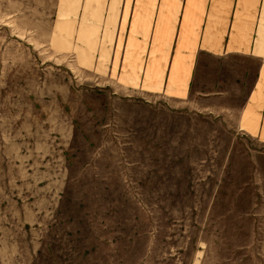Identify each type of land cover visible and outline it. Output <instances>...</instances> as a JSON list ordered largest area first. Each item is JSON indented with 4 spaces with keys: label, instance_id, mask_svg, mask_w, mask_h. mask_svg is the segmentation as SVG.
Masks as SVG:
<instances>
[{
    "label": "rangeland",
    "instance_id": "rangeland-1",
    "mask_svg": "<svg viewBox=\"0 0 264 264\" xmlns=\"http://www.w3.org/2000/svg\"><path fill=\"white\" fill-rule=\"evenodd\" d=\"M188 4L210 22L213 0H0V264H264L247 193L205 219L207 203H137L118 177L147 178L148 124L124 115L142 114L160 16Z\"/></svg>",
    "mask_w": 264,
    "mask_h": 264
},
{
    "label": "crops",
    "instance_id": "crops-1",
    "mask_svg": "<svg viewBox=\"0 0 264 264\" xmlns=\"http://www.w3.org/2000/svg\"><path fill=\"white\" fill-rule=\"evenodd\" d=\"M259 2L213 0L206 25L204 5L188 4L170 18L160 16L149 41L166 46L154 55L149 52L142 87L148 96L132 104L142 114L124 115L148 124L150 158L141 169L147 178H133L128 167L118 174L133 201L195 203L197 211L198 204L207 203L205 219L216 218L220 202L240 203L247 193L252 242L264 228L258 227L257 212L264 211V23L258 18ZM205 58L211 59L210 67ZM235 64L244 65L242 72L233 71ZM248 139L262 146L253 148ZM116 149L126 154L124 144L118 142ZM89 173L103 181L113 169L91 167ZM148 212L150 218L158 217L152 206Z\"/></svg>",
    "mask_w": 264,
    "mask_h": 264
}]
</instances>
